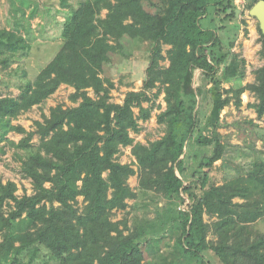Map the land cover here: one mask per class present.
Instances as JSON below:
<instances>
[{
  "label": "trees",
  "instance_id": "16d2710c",
  "mask_svg": "<svg viewBox=\"0 0 264 264\" xmlns=\"http://www.w3.org/2000/svg\"><path fill=\"white\" fill-rule=\"evenodd\" d=\"M245 1L251 9L259 0ZM237 16L236 0H82L66 15L59 51L14 100L0 101V161L8 148L26 151L21 170L33 186L31 194L19 196L15 181L0 178V264H212L209 250L222 264H264V231L256 228L264 217V161L246 163V173L242 165L235 167L222 184L212 180L215 163H224L229 154L219 131L224 107L233 99L240 107L249 90L258 99L253 104L258 116L264 115V64L256 81L243 87L221 89L217 78L234 44L225 43L221 31ZM125 38L149 43L151 54L143 88L128 91L118 103L112 101L115 82L91 60L123 53ZM164 45L171 46L166 54ZM241 62L243 77L245 58ZM62 84L75 88L70 98L77 106L58 103L32 131L13 123ZM154 88V97L165 93L166 108L157 115L165 133L146 144L132 132L139 133L141 121L151 118ZM208 98L207 137L200 109ZM13 131L24 134L19 142L9 138ZM35 135L38 144L32 142ZM193 137L213 151L186 180L185 155ZM128 146L134 163L119 160ZM136 174L141 190L187 207L168 203L154 217L136 209L132 221H115L114 211L126 210L128 200L138 198L129 184ZM168 234L174 247L162 254Z\"/></svg>",
  "mask_w": 264,
  "mask_h": 264
},
{
  "label": "rangeland",
  "instance_id": "374dc122",
  "mask_svg": "<svg viewBox=\"0 0 264 264\" xmlns=\"http://www.w3.org/2000/svg\"><path fill=\"white\" fill-rule=\"evenodd\" d=\"M81 1L44 0L43 3V0H0V101L6 97L8 100H14L25 85L33 81L39 71L59 51L63 44L61 35L63 20ZM236 4L237 18L229 21L227 28L221 31L225 43L234 42L231 55L217 74V78L221 81V89H236L255 82L256 71L264 64L260 54L259 21L250 14L245 0H236ZM106 13L107 10H104L103 16ZM37 17L38 19H36ZM30 28H32L31 32H29ZM22 38H25L27 44L22 43ZM21 43L28 47L22 48ZM124 44L123 53L119 51L110 53L109 57L92 58L91 60L102 76L115 82V88L112 89V101L118 103L123 102L128 91H139L143 88L151 54V45L147 42H136L125 38ZM170 47V45H164V54ZM241 58L246 60L243 77L241 76L243 68ZM162 64L169 65V60H162ZM157 90L158 88H154L149 92L156 102L151 118L141 121L143 128L139 133L132 132L136 141L147 144L159 139L165 133L164 125L160 124L157 119V115L166 108L165 93L162 92L159 96L154 97L153 94ZM74 92L75 88L70 85L60 86L49 99L21 114L13 123L22 125L28 131L35 130V121H43L45 116L50 115V109L58 103L67 107L77 106L79 102H74L70 98ZM90 94L93 95L92 90ZM242 100L243 103L240 107L234 104L235 99H233L232 103L221 111L222 127L219 131L228 144L229 154L224 163L222 160L215 163L212 180L216 184L224 183L235 174V167L242 165L244 167L242 173H246V163L256 159L264 161V115L259 117L253 106L258 102L254 92L246 90L242 94ZM149 105V102H144V106ZM211 108L212 99L208 98L200 109L201 127L204 129L201 131L207 137L211 136V128L205 129L204 122L211 113ZM135 111L138 113L139 109L135 108ZM8 136L19 142L24 134L13 131ZM39 138V135H35L32 142L38 144ZM186 150V171L183 173V177L190 180L198 170L202 157L212 154L213 146H200L193 137ZM26 155L27 152L24 150L8 148L7 154L0 161V178L4 182L15 181L19 187L17 191L19 196L23 195L25 191L28 194L33 192L31 180L25 178L21 170L22 157ZM119 160L123 163L135 162L131 146L122 150ZM129 184L138 191V198L128 200L130 206L126 210H115L113 216L115 221L124 218L132 221L136 209L139 212L147 211L150 217H154L159 207L168 203H179L173 197H167L154 191L141 190L137 174L129 178ZM243 200L240 197L235 198V201L238 202ZM79 201L80 204L83 203L82 196L79 197ZM137 203L142 204L138 206ZM144 204H147L148 207H143ZM179 207L186 208L187 202L179 203ZM206 219L210 220L208 215H206ZM256 228L264 231V217L256 223ZM209 237L215 238L213 235ZM174 242V238L168 234L161 246L162 254L171 252ZM97 247L98 250L102 249L98 245ZM206 255L212 264H222L213 251H207ZM150 257V251L147 250L146 259L148 260ZM47 264L50 262L48 261Z\"/></svg>",
  "mask_w": 264,
  "mask_h": 264
},
{
  "label": "water",
  "instance_id": "95a60500",
  "mask_svg": "<svg viewBox=\"0 0 264 264\" xmlns=\"http://www.w3.org/2000/svg\"><path fill=\"white\" fill-rule=\"evenodd\" d=\"M250 14L259 21V26L264 33V0H259L250 9Z\"/></svg>",
  "mask_w": 264,
  "mask_h": 264
},
{
  "label": "crops",
  "instance_id": "0c3cea01",
  "mask_svg": "<svg viewBox=\"0 0 264 264\" xmlns=\"http://www.w3.org/2000/svg\"><path fill=\"white\" fill-rule=\"evenodd\" d=\"M47 1V0H46ZM43 3H44V0H43ZM43 6V5H42ZM36 19H38V17L36 18ZM34 27V26H33ZM24 30V29H23ZM32 31V28H30V30H29V32H31ZM62 85H67V84H62ZM61 85V86H62ZM67 86H69V85H67ZM70 87H72V86H70ZM49 99V98H48Z\"/></svg>",
  "mask_w": 264,
  "mask_h": 264
}]
</instances>
